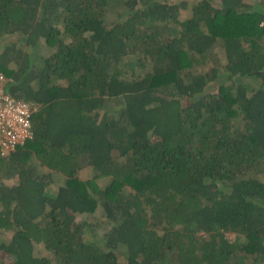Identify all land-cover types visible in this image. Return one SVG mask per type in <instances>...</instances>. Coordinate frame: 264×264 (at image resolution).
I'll return each instance as SVG.
<instances>
[{
    "label": "trees",
    "instance_id": "1",
    "mask_svg": "<svg viewBox=\"0 0 264 264\" xmlns=\"http://www.w3.org/2000/svg\"><path fill=\"white\" fill-rule=\"evenodd\" d=\"M0 47V264H264V0H0Z\"/></svg>",
    "mask_w": 264,
    "mask_h": 264
},
{
    "label": "built area",
    "instance_id": "2",
    "mask_svg": "<svg viewBox=\"0 0 264 264\" xmlns=\"http://www.w3.org/2000/svg\"><path fill=\"white\" fill-rule=\"evenodd\" d=\"M7 79L0 71V154L8 155L33 137L35 103L19 99L6 91Z\"/></svg>",
    "mask_w": 264,
    "mask_h": 264
},
{
    "label": "rangeland",
    "instance_id": "3",
    "mask_svg": "<svg viewBox=\"0 0 264 264\" xmlns=\"http://www.w3.org/2000/svg\"><path fill=\"white\" fill-rule=\"evenodd\" d=\"M162 1H163V0H162ZM164 1L172 2V3H177V2H180V1H182V0H164ZM186 1H188V2H193V1H196V0H186ZM113 14H114V13H113ZM190 15H191V11H190V10L183 11V12L181 13L180 20H184V19L190 17ZM0 49H1V47H0ZM35 52L37 53V55H40V56H41V54H44V55H47V54H48V52H47V50H46V48H45V44H44L43 41L41 42V44H39V45L35 48ZM221 59H222V57H221ZM211 67H212L211 65H206V66H203V67L201 68V70H203V71H210ZM141 72H143V71H142L141 69H139V70H138V73H141ZM92 172H93V171L90 169V167L85 168V169L82 171V176H83L84 178H91V176H92ZM261 178L264 180V176H261ZM49 191H50L51 193L56 192V191H57V186H51V187L49 188ZM86 218H87L86 214H85V215H81V216L79 217L80 220H81V219H86ZM202 234H203V233H202ZM226 236H227V238H228L229 240H231V241H235V239H236V234H235L234 232H227V233H226ZM36 253H37L39 256H49V253L46 252V250L43 248V246H42L41 244H39V245L36 247Z\"/></svg>",
    "mask_w": 264,
    "mask_h": 264
}]
</instances>
